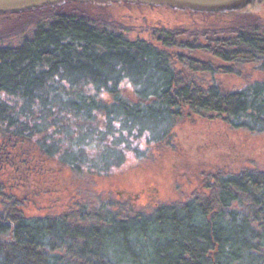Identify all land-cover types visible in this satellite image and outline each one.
<instances>
[{
    "label": "trees",
    "instance_id": "1",
    "mask_svg": "<svg viewBox=\"0 0 264 264\" xmlns=\"http://www.w3.org/2000/svg\"><path fill=\"white\" fill-rule=\"evenodd\" d=\"M7 19L0 20V264H264L261 172L215 176L203 198L162 207L149 217H110L106 223L90 214L93 225L80 224L87 219L84 213L28 217L17 197L6 195L1 177L5 168H16L20 155L34 152V144L49 159L90 167L60 152L58 138L69 120L178 125L187 114L239 127L248 118L252 129L264 131V80L235 90L212 82L200 88L206 77L196 75L192 81L188 59L175 50L188 43L177 38L203 35L211 39L210 52L217 58L223 52L227 74L239 65L264 73L260 16L211 18L219 25L214 32L179 30L172 23L148 27L153 37L163 39L158 41L163 48L130 39L124 15L94 4L64 2ZM30 28L31 36H25ZM213 72L210 66L207 74ZM124 80L132 82L131 93L121 88ZM148 138L160 141L149 133Z\"/></svg>",
    "mask_w": 264,
    "mask_h": 264
},
{
    "label": "rangeland",
    "instance_id": "2",
    "mask_svg": "<svg viewBox=\"0 0 264 264\" xmlns=\"http://www.w3.org/2000/svg\"><path fill=\"white\" fill-rule=\"evenodd\" d=\"M203 22L200 19L176 26L184 31L196 28L199 33L214 32L219 26ZM154 25V22L137 25L135 20L126 19L130 39L151 38L153 42L146 29ZM32 29L25 36H31ZM25 36L17 39L21 42ZM181 38L202 47L209 43L203 35H197L195 40ZM255 68L239 65L230 74L218 71L208 76V81L235 90L264 80V73ZM121 88L130 93L133 89L127 80L122 81ZM183 117L178 125L166 126L160 121L140 120H133L132 124L113 120L110 124L109 118L101 117L90 122L69 120L58 138L60 152L91 166L84 163L82 170L71 168L49 159L34 144V152L30 154L27 150V154L20 155L16 168L8 167L1 172L7 183L6 195L17 197L20 209L28 217L64 218L84 213L87 219L80 224L93 225L92 215H101L99 220L106 223L110 217L126 221L149 217L165 206H182L203 198L218 175L264 173V131L252 129L248 118L240 120L244 126L239 127L217 117L187 114ZM148 133L160 141L156 144ZM121 247L120 257H124L126 247Z\"/></svg>",
    "mask_w": 264,
    "mask_h": 264
},
{
    "label": "water",
    "instance_id": "3",
    "mask_svg": "<svg viewBox=\"0 0 264 264\" xmlns=\"http://www.w3.org/2000/svg\"><path fill=\"white\" fill-rule=\"evenodd\" d=\"M64 2L111 5L113 11L121 10L120 6L124 3L131 6L139 4L146 7L168 8L172 14L177 13L180 20H185L187 17L184 15L188 12L230 17L252 13L264 20V0H0V15L20 14ZM170 17L175 16L170 14Z\"/></svg>",
    "mask_w": 264,
    "mask_h": 264
},
{
    "label": "flooded vegetation",
    "instance_id": "4",
    "mask_svg": "<svg viewBox=\"0 0 264 264\" xmlns=\"http://www.w3.org/2000/svg\"><path fill=\"white\" fill-rule=\"evenodd\" d=\"M100 7H105L112 12L119 13L120 15H124L126 19L128 20H135L137 22V25H142V23H155V26L157 27H166L167 23H172L174 25H182L183 23H188V24H193L196 23L201 19V21H205L203 23H206L207 21L209 23H213L215 21L211 20V18L217 17L218 19L223 18L224 16L220 15H210V14H199V13H194V12H188L184 16L187 17L185 20H180L179 15L177 13L171 12L170 9L168 8H158L154 6H142V5H135L131 6L127 3H124L123 5L120 6L121 10H112L111 5H106V6H100ZM171 15H174L175 17L178 16L177 18H171ZM4 16V17H3ZM10 15H0V19H7V17ZM210 20V21H209ZM212 21V22H211ZM161 24V26H159ZM154 39L155 45L159 48H163L162 45H159L158 41L163 40L162 38L159 37H152ZM189 40H195L196 38L194 36L189 37ZM205 39V38H204ZM208 39V42L204 47L200 45H196L194 42L190 40V42L187 43V46H184L182 43H179L176 47L175 50L179 55H181L183 58L188 59V66L192 69L191 71L194 72L192 76L190 77L191 80L193 81L195 76H205L206 77V84L199 85L200 88H208L210 86V81H208L207 75H212V74H207V70H210V66L213 67V75L215 73L217 74L219 72L226 73V63L221 58L220 55H222L221 51H218L220 54L219 58L216 57V53L210 52V38H206V41ZM148 40V39H144ZM178 41H183L181 37L177 38ZM151 41V38L149 39ZM188 50V52H183V50ZM197 51V54L194 53L193 51ZM129 84L133 87V84L130 80H127ZM219 85V84H218ZM195 84L193 83L191 86V89L195 88ZM220 86V85H219ZM225 89V88H224Z\"/></svg>",
    "mask_w": 264,
    "mask_h": 264
}]
</instances>
